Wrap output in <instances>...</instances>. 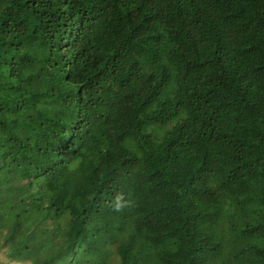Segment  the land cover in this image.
I'll return each mask as SVG.
<instances>
[{"label": "trees", "instance_id": "1", "mask_svg": "<svg viewBox=\"0 0 264 264\" xmlns=\"http://www.w3.org/2000/svg\"><path fill=\"white\" fill-rule=\"evenodd\" d=\"M0 264H264V0H0Z\"/></svg>", "mask_w": 264, "mask_h": 264}, {"label": "clouds", "instance_id": "2", "mask_svg": "<svg viewBox=\"0 0 264 264\" xmlns=\"http://www.w3.org/2000/svg\"><path fill=\"white\" fill-rule=\"evenodd\" d=\"M131 206V202L130 201H126L123 197V195H118L116 197L115 200V204H114V210L116 211H121L123 210L125 207H129Z\"/></svg>", "mask_w": 264, "mask_h": 264}]
</instances>
